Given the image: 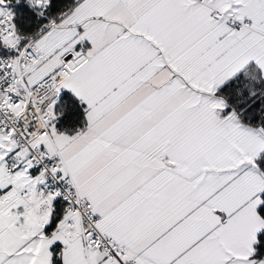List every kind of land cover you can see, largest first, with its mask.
I'll return each instance as SVG.
<instances>
[{"label": "snow or ice", "instance_id": "obj_1", "mask_svg": "<svg viewBox=\"0 0 264 264\" xmlns=\"http://www.w3.org/2000/svg\"><path fill=\"white\" fill-rule=\"evenodd\" d=\"M0 264H264V0H0Z\"/></svg>", "mask_w": 264, "mask_h": 264}]
</instances>
